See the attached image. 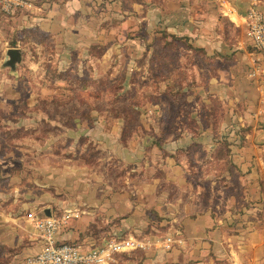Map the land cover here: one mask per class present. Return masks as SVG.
I'll use <instances>...</instances> for the list:
<instances>
[{
    "label": "rangeland",
    "instance_id": "rangeland-1",
    "mask_svg": "<svg viewBox=\"0 0 264 264\" xmlns=\"http://www.w3.org/2000/svg\"><path fill=\"white\" fill-rule=\"evenodd\" d=\"M174 1L180 2L0 4V200L41 202L25 210L14 205V214L47 216L51 210V216L67 217L61 230L90 210L96 219L83 226L93 243L102 245L130 237L121 229L110 232L113 223L96 208L104 198L119 208L121 198L130 204V214L124 210L119 219L139 208L144 224L163 199L179 210L196 184L203 187L198 196L205 206L227 196L226 147L219 146L216 161L204 155L211 151V137L224 132L223 118L212 110L220 101L206 91L216 62L200 60L204 70H198L186 41L169 33L172 13L174 20L180 15ZM247 31L245 22L254 52ZM12 47L22 56L14 67L7 64ZM190 135L203 137L201 143L191 142ZM149 228L132 238L147 245ZM157 229L154 241L171 236L177 242L172 234H161L165 226ZM10 246L0 247L18 251ZM122 254L110 264H119ZM9 261L0 257V264Z\"/></svg>",
    "mask_w": 264,
    "mask_h": 264
},
{
    "label": "crops",
    "instance_id": "crops-1",
    "mask_svg": "<svg viewBox=\"0 0 264 264\" xmlns=\"http://www.w3.org/2000/svg\"><path fill=\"white\" fill-rule=\"evenodd\" d=\"M175 4L179 7V20H174L173 13L171 21L170 16L167 18L169 33L179 34L186 41L188 51L196 54L198 70H204L200 60L216 62V68L211 69L208 76L206 91L212 99L220 101L218 110L216 106L212 110L219 113L216 118H223L220 122L224 132L211 137V151L204 150V155L216 161L219 146L226 147L225 160L229 168L222 172L228 179L227 184L224 183L227 196L210 201L207 198L209 203L205 206L206 199L198 196L203 187L196 184L194 196L188 197L190 199L179 210L175 202L163 199V204L156 203V210L152 208V215L149 211L144 224L139 208L119 219L121 212L131 208L122 198L120 208L107 198L96 208L100 209L104 221L113 223L109 226L110 232L121 229L126 236L137 237L144 228H151L148 229L150 237H146L148 244L139 251L122 252L119 264H264V77L252 75V51L245 34L249 8L255 6L264 14V0H180ZM202 138L189 136L191 142L201 143ZM203 144L200 147L204 149ZM99 188L106 187L100 184ZM20 198L10 203L0 200V246L10 243V247L18 249L9 252L0 247V257L10 260L4 264H22L27 255L41 247V240L26 213H13L14 205L20 204V209L25 210L41 202L35 197L29 201ZM95 217L90 210L72 217L59 230L57 238L93 243L96 239L86 233L83 223L89 224ZM153 218L160 219L159 226L167 228L161 234H172L177 240L172 248L154 241L157 238L154 230L159 226L157 222L152 223ZM175 220H179V224H175Z\"/></svg>",
    "mask_w": 264,
    "mask_h": 264
},
{
    "label": "built area",
    "instance_id": "built-area-1",
    "mask_svg": "<svg viewBox=\"0 0 264 264\" xmlns=\"http://www.w3.org/2000/svg\"><path fill=\"white\" fill-rule=\"evenodd\" d=\"M8 1L13 0H0V4ZM245 22L247 35L255 48L250 60L252 75L264 77V14L252 6L246 14ZM26 217L33 224L41 240V247L36 253L27 255L22 264H110L116 254L145 247L144 242L132 237L110 239L102 245L60 241L57 233L62 221H66L67 217L61 220L55 216H40L34 212H30ZM174 241L169 236L163 245L170 248Z\"/></svg>",
    "mask_w": 264,
    "mask_h": 264
},
{
    "label": "water",
    "instance_id": "water-1",
    "mask_svg": "<svg viewBox=\"0 0 264 264\" xmlns=\"http://www.w3.org/2000/svg\"><path fill=\"white\" fill-rule=\"evenodd\" d=\"M8 54V60H7V64L14 67L15 64L21 59V51L19 48L16 47H12L9 48L7 51ZM47 216H51L50 212H46Z\"/></svg>",
    "mask_w": 264,
    "mask_h": 264
},
{
    "label": "trees",
    "instance_id": "trees-1",
    "mask_svg": "<svg viewBox=\"0 0 264 264\" xmlns=\"http://www.w3.org/2000/svg\"><path fill=\"white\" fill-rule=\"evenodd\" d=\"M217 108H219V106H216V110H218ZM213 113H215L214 114L215 117L218 116V114H219L217 111H214Z\"/></svg>",
    "mask_w": 264,
    "mask_h": 264
}]
</instances>
